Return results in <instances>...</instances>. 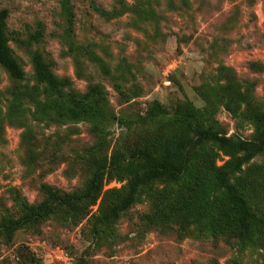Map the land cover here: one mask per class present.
I'll list each match as a JSON object with an SVG mask.
<instances>
[{
	"label": "rangeland",
	"instance_id": "1",
	"mask_svg": "<svg viewBox=\"0 0 264 264\" xmlns=\"http://www.w3.org/2000/svg\"><path fill=\"white\" fill-rule=\"evenodd\" d=\"M68 2L71 22L63 0H0L8 11L9 44L25 70L17 80L0 65V219L19 212L14 189L38 203L42 183L74 191L91 175V160L83 154L96 142L92 123H54L35 113L43 100L27 95L36 85L35 52L78 92L103 89L117 118L106 127L103 154L120 137L137 135V119L154 100L169 108L192 102L207 125L228 136L253 137L255 113L264 110V0ZM71 42L82 49L73 52ZM244 97L238 115L227 109L226 102L233 106ZM254 160L264 162V154ZM125 183L109 178L104 189ZM97 209L77 223L49 218L20 229L10 243L0 236V264H20L19 257L33 264L32 253L39 264H264V242L228 243L184 231L176 219L163 227L149 224L152 208L144 197L101 234L93 231Z\"/></svg>",
	"mask_w": 264,
	"mask_h": 264
},
{
	"label": "trees",
	"instance_id": "2",
	"mask_svg": "<svg viewBox=\"0 0 264 264\" xmlns=\"http://www.w3.org/2000/svg\"><path fill=\"white\" fill-rule=\"evenodd\" d=\"M63 6L71 22L68 0H63ZM135 12L141 14L139 8ZM7 18L8 11L0 8V65L20 80L25 70L9 44ZM65 31L69 39L67 27ZM70 49L78 52L82 46L71 42ZM33 63L36 85L27 95L32 99L37 94L43 96L35 113L54 123L85 119L92 123L96 142L83 154L91 160L92 170L80 190L64 191L42 183L43 198L38 203L29 202L14 189L19 212L0 219V236L6 243L18 230L36 227L49 218L77 223L96 205L93 231L101 234L103 227L115 224L143 197L152 208V214L146 216L149 224L163 227L176 219L184 231L223 237L228 243L255 247L264 242V162L254 160L264 154V110L255 113L253 137L244 139L228 136L214 123L207 125L192 102L169 108L154 100L137 119V135L131 141L120 137L111 153L103 154L106 127L117 119L108 109L103 89L96 85L78 92L72 80L56 74L39 52H35ZM245 100L241 98L233 106L226 102V107L238 115ZM118 121L124 122L123 118ZM222 155L228 158L218 164ZM107 177L126 183L105 190ZM29 255L33 264H39L35 254ZM19 263L26 264L20 257Z\"/></svg>",
	"mask_w": 264,
	"mask_h": 264
}]
</instances>
